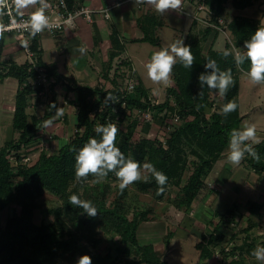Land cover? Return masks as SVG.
Instances as JSON below:
<instances>
[{"label":"trees","instance_id":"1","mask_svg":"<svg viewBox=\"0 0 264 264\" xmlns=\"http://www.w3.org/2000/svg\"><path fill=\"white\" fill-rule=\"evenodd\" d=\"M203 1L212 11L210 20L221 27L219 17L227 14L226 4L229 0ZM255 1L231 0V4L236 9L245 10L253 6ZM67 3L70 10L79 7L75 0H67ZM197 22L193 21L184 44L191 48L194 62L186 68L177 57L171 73L174 84L167 87V98L158 104L152 103L153 98L140 82L132 93L122 91L116 81L111 88L77 84L71 79L65 84L56 65L43 62L41 36L31 35V49L35 53L37 65L44 67L57 79L56 84L52 85L53 96L41 116L28 111L33 94L43 89L42 86L30 83L38 71L29 61L18 64L2 60L4 35L0 37V81L13 77L20 82L13 117V129L18 137L6 141L0 147V212L8 210L5 223H0V264H78L84 255L90 257L91 264H170L162 250L154 244L140 243L138 229L147 220L144 212L130 218L122 196L108 202V184H100L90 199L86 196L89 188L87 182L99 177L118 180L116 172L120 165L112 171L105 169L107 176L89 174L77 179L75 158L90 137L96 138L98 142L102 139L103 134L95 130L97 125L116 124L119 129L116 146L123 152L124 162L133 159L138 162L139 169L152 165L156 172L167 176L165 184L159 185L153 170L149 168L148 176L134 182L135 186L142 191H152L157 199L164 198L170 185L181 186L182 195L178 206L184 204L188 211L192 208L205 188L206 179L215 163L229 148L231 131L242 130L245 115L241 114L239 105L240 71L248 72L250 61L245 59L242 64H237L234 48L239 49L241 55L246 53L245 42L251 39L258 27L264 26L249 17L234 16L228 23L234 35L233 44L228 42L225 49L218 50L215 42L220 29L205 25L198 34L194 32ZM212 32L213 42L208 51L204 52V40ZM144 39L157 44L152 38ZM225 51L229 52L227 57L224 56ZM209 60L216 61L217 76L221 72L231 71L233 84L223 96L218 88H211L206 81L199 79L201 75L212 74L213 69L206 67ZM59 83L64 84L68 92L77 93L76 130L57 153L43 150L36 161H26L24 150L33 145L32 142L49 124L48 121L52 122L59 116L60 106L56 93ZM230 100L237 103V110L224 116L221 110ZM149 108L155 113V120L159 121L161 128L167 120L175 115L180 116L181 123L168 132L165 142L159 137L134 138L139 117L133 116V112L147 111ZM209 108H214L210 114ZM164 110L167 113L161 117L159 114ZM126 118H129L130 123H127L128 128L124 131L121 125ZM147 123L148 131L151 122ZM245 143L252 145L260 161L256 162L247 153L244 160L256 172L264 174V141L259 144L251 141ZM186 171H190V174L184 181ZM46 192L57 196L60 204L46 209L52 220L37 223L36 211L42 208L41 198ZM73 194L81 200L91 201L97 210L96 215L90 216L82 207L73 205L69 200ZM247 206L252 214L257 213L261 207L255 202H248ZM234 211L229 209L225 214H220L219 223L203 235L196 247L202 257L212 258L218 251L224 264H264L253 255L258 248L264 247L262 242H256V236L242 243L233 240L237 235L227 240L223 228L227 216H233ZM171 228L170 225L165 235V244L173 235ZM251 229L249 227L248 231ZM101 231L111 235L105 252L99 250L103 240ZM236 253L238 257L234 256Z\"/></svg>","mask_w":264,"mask_h":264},{"label":"crops","instance_id":"2","mask_svg":"<svg viewBox=\"0 0 264 264\" xmlns=\"http://www.w3.org/2000/svg\"><path fill=\"white\" fill-rule=\"evenodd\" d=\"M44 2L45 0H37V3L28 5L26 8L19 9L18 11L32 15L42 8ZM75 2L78 6H86L95 10L92 13V18L87 19L84 16H78L71 24L66 25L56 35H51L48 32L43 33L40 37L43 62L48 65H56L57 71L63 75L64 79H71V81L77 84L93 87L104 86L106 88L113 87L115 81L120 84L117 73L121 69V63L129 64L136 70L139 82L148 90L149 96L153 99L158 98L160 100L157 94L154 95L151 93V89L153 88L149 86L148 81H152L148 78L147 71L145 75L139 72L135 59L137 58L145 66L151 60L154 52L161 49H168L171 52V45L167 46V44H162L161 33L168 38V43L173 44L180 41L181 45L184 46V41L187 39V35L193 24L191 17L172 9H167L163 13L157 12L153 5L147 3V0L144 3L138 0H125L115 6L113 5L115 0H75ZM111 6H113L111 9V17L107 18L102 10ZM1 20L2 14L0 6ZM144 37L152 38L157 44L152 43L150 40H145ZM142 44H150L153 46L150 54L146 58L141 57L138 52L136 54L132 50L134 46L140 50ZM81 49H84V51H81ZM2 60L18 64H23L28 60L23 44L19 41L16 34L4 35ZM173 84L172 76H170V83L165 89ZM19 87L20 82L13 77H7L0 81V106L2 105L3 107L4 105L2 113L6 112L5 107L12 109L14 112L15 101L13 104V93L15 92L16 100V93ZM9 88L14 89L12 94H7ZM56 93L60 109L62 106L61 111L63 117L59 115L58 118L47 125L53 126V128L48 130L50 133H55L61 138L70 131L69 125L62 124V121L67 119L70 121V116L75 113L73 107H76L77 93L75 91L68 92L67 87L62 83L56 86ZM62 100H64L66 105H62ZM36 115L41 116L42 114H38L37 112ZM4 117L0 114V127ZM60 117L62 121L58 120ZM76 123L77 117L73 125H76ZM158 125V122H154L151 123L150 127ZM259 127L264 128V123L259 124ZM48 131H40L39 139L36 142L40 143L35 144V146H38L45 140L46 134L49 133ZM258 137H260L261 141H264V131ZM229 151L230 147L215 163L206 179V186L201 191L203 193L199 194L193 205L199 202V207H204L205 198H210L212 200L210 203L214 204L221 195V188L224 189V194L235 190L237 194L235 192L234 194H236L237 199L229 207L227 206L228 208L223 209V211L215 210V215L208 221L182 212L179 219L175 221L177 225L173 224L174 226L172 227L173 240L180 238L183 240L190 239L192 234L197 239L195 248L197 249L198 256L192 258V264H224L223 258L217 255L218 251L212 258L202 257L201 251L196 247V244L204 234L213 230L219 223L221 218L220 214H225L229 209H235V211L233 216H227L228 220L223 228L227 240H231L233 235H237L235 227L239 225L237 221L239 215L242 216L243 214V219H246L247 223L242 229L239 228L240 232L242 234L244 233L240 242L249 241L251 237L256 236V242L258 244L261 242L264 244V174L256 172L245 160L240 165L231 164L227 159ZM209 182L216 183L218 189H210L208 187ZM226 186L227 189L225 188ZM219 202L222 203L223 198H220ZM248 202L260 204L259 211L252 214L247 206ZM229 219H232V221L229 222ZM142 226L143 228H141ZM169 226L170 220L157 219L156 222L144 221L139 226L138 239L142 244H154L160 238L162 239L163 233L168 231ZM249 227H252V229L248 231ZM164 228L166 232H164ZM142 238L148 242H143L141 240ZM173 240L164 244L163 248L166 250L164 258L168 251L169 253L174 251V247H172ZM157 244H154L155 247L161 250L162 247L157 246ZM166 245L168 249H166ZM261 261L264 263V260Z\"/></svg>","mask_w":264,"mask_h":264},{"label":"rangeland","instance_id":"3","mask_svg":"<svg viewBox=\"0 0 264 264\" xmlns=\"http://www.w3.org/2000/svg\"><path fill=\"white\" fill-rule=\"evenodd\" d=\"M227 6V14L222 16V26L220 29V33L217 36V40L215 42V48L218 50H222L226 48V44H228V42H230V44H233L234 41V35L232 34L231 30L228 28V23L232 20V18L234 16L237 15H243L246 17H249L251 19H253L254 21L258 22V23H262L264 24V0H257L255 1L254 5L249 7L248 9L245 10H241V9H236L232 6L231 4V0L228 1V3L226 4ZM204 16V14H203ZM191 17V16H190ZM192 21H194V19L191 17ZM201 23L197 22L195 28H194V32L198 33L203 29V26H205L206 24L202 21H200ZM227 25V27H226ZM167 35V34H166ZM213 37H214V32H212L211 35H209L207 37V39L204 40V52H207L208 49L210 48L212 42H213ZM161 38H162V44L163 45H172V43H168L169 40L168 38H166L164 36L163 33H161ZM168 40V41H167ZM186 41V40H185ZM184 41V42H185ZM183 44V43H182ZM185 44V43H184ZM183 44V45H184ZM153 46H151L150 44H142V46L140 47V50H138V48L136 46L133 47V52H138V54L141 55V57L146 58L148 57V55L150 54V51L152 49ZM171 54V52H169ZM175 56V54H172ZM136 65L138 67V70L140 73L144 74L146 73V69L145 66L136 58L135 59ZM117 68V67H116ZM116 70V69H115ZM248 72L246 71H240V90H239V105H240V111L241 114L246 115L245 120L243 121V123L247 122L250 124H255L256 128H257V136H260L262 131H264V128L259 127V124H263L264 123V83L258 84V85H254L251 83L248 75ZM13 80V79H12ZM148 84L151 88V93L154 95H158L160 100L158 98H156L158 101L163 102L166 98H167V88L165 89L166 85L164 84H156L153 82L148 81ZM7 88V85H6ZM12 92H14V89H8L7 94H12ZM13 104L15 101V92L13 93ZM9 101V100H8ZM12 103V102H10ZM62 105H66L64 103V100L61 101ZM173 104V103H172ZM2 105L0 106V114H2V116L5 117L3 118V121L1 123V127H0V147L3 146V144L8 141L11 140L12 138L18 137V133L14 131L13 129V124H12V120H13V110L10 108L5 107L6 112L2 113V110L4 109V105L1 109ZM44 106H39V105H33L31 103V105L28 107V111L29 113H34V114H42L45 111ZM61 110H62V106H61ZM5 111V110H4ZM73 111L75 112L72 116H70V121L69 119L67 120H63L60 117L58 120L62 121V124L66 125L68 124L70 127V131L68 133H66V135L64 137H61L59 135H56L55 133H50L48 130H50L51 128H53L52 125L48 126L46 125L45 128L43 130L48 131L49 133L46 134L45 136V140L39 144L38 146H35L37 140L39 139V135L35 138V140L32 142L33 145L28 146L24 151L27 154V156L29 157V162H33L36 161L37 158L39 157L40 153L45 150L48 153H57L59 151V148L64 145L65 143L68 142V140L70 139V137L73 135L74 131L76 130L74 122L76 121V117H77V108L73 107ZM212 111H214V108H209L208 109V113H212ZM152 112V111H151ZM166 110L160 112V116L163 117L166 114ZM133 116H137L138 118V126H136L135 128V133H134V138L135 139H139L141 137L147 136L148 138L151 139H155L156 137H159L162 133V128L160 127V123L158 126H152L148 128V131L146 130V127L149 123L148 120L144 119V112H138V111H134L133 112ZM139 114V115H138ZM62 116V115H61ZM152 116L154 117L153 121H150L151 123H157L156 119V115L155 113L152 112ZM63 117V116H62ZM248 118V120H247ZM130 123L129 118H126L125 122L121 125V129L126 131L128 126L127 123ZM150 123V125H151ZM242 123V124H243ZM261 126V125H260ZM262 129V130H261ZM193 158V157H192ZM140 171V178L141 179H145L148 174L150 173V169L143 167L139 169ZM190 174V171H186L185 175H184V181H186V179L188 178ZM237 177H239V175H237ZM99 181V183H93V181L87 182L89 184V188L88 191H86V196L88 197V199H90L92 197V194L98 190L100 184L105 185L108 184L109 185V189H108V193H107V199L108 202L113 201L114 199L122 196L125 202V209L127 210V213L129 215L130 218H133V216L136 213H142L144 212L145 216H147V220L145 221H153L156 222L157 219H162V220H170V225L173 227L176 224V220L179 219L180 214L183 213H188L190 216H193L195 218H202L205 219V221L210 220L214 215H215V210L218 211H223V209L228 208L236 199V191H232L228 194H224V189L221 188L220 191V198H223V202L220 203V198L218 197L217 201L212 204L210 203L212 200L209 199H204V207H199V202H196L195 205H192V207L195 208L196 213L194 215L190 214V210L188 211L186 206L183 205H179L178 206V202H180V198L182 195L181 192V186H176V185H170L168 191L166 192L165 196L163 199H157L155 197V195L153 194L152 191H142L140 189H138L134 183L130 184L129 186H127L125 189L121 190L119 188V179H106L104 177H99L97 178L95 181ZM210 186V189H218V185L216 183H212L209 182L208 183V187ZM214 187V188H212ZM227 189V186L225 187ZM234 192L236 194H234ZM203 193V192H201ZM200 193V194H201ZM214 195V194H212ZM225 195V196H224ZM211 197V196H209ZM41 201L43 202L42 204V208L38 209L36 211V216H35V221L37 223H41L42 221H49L52 220V216L51 215H47L46 213V209L51 208V207H55L57 205L60 204V199L49 193L46 192L44 193V195L41 198ZM228 206V207H227ZM7 213L8 210H4L2 212H0V223L4 224L6 217H7ZM238 227H235L237 230V237L233 240H235V243H241V238L243 237L242 232H240L239 228L242 229L243 227H245L244 225H246V219H243V214L242 216L239 215L238 217ZM143 228V226L141 227ZM164 232H166V229H163ZM172 230V228H171ZM239 231V232H238ZM168 232V231H167ZM163 233V237L162 239L160 238L159 241H156L157 246L162 247V253L165 254V249L164 247V240H165V235L167 234ZM101 237L103 238L101 244L99 245V250L102 252H105L106 249L108 248V245L110 243V239H111V235L106 234L104 232H100ZM171 237V238H170ZM170 240H173L172 236H170ZM143 242H148L146 241L144 238L141 239ZM169 240V241H170ZM196 238L193 236V234L191 235L190 239H177V240H173V245L172 247H174V251H172L171 253H167V255L165 256V258L168 260V262L170 264H192V258H195L198 256V252L197 249L195 248V242H196ZM154 243V244H156ZM231 245V244H230ZM229 245V246H230ZM167 246V245H166ZM168 249V246L167 248ZM170 249V247H169ZM219 249V248H218ZM172 250V249H171Z\"/></svg>","mask_w":264,"mask_h":264},{"label":"clouds","instance_id":"4","mask_svg":"<svg viewBox=\"0 0 264 264\" xmlns=\"http://www.w3.org/2000/svg\"><path fill=\"white\" fill-rule=\"evenodd\" d=\"M5 3V0H0V6ZM16 8H26L28 5L37 3V0H14ZM147 3L153 5L157 12L163 13L167 9L176 10L181 8L182 0H147ZM49 26L48 18L44 15L43 8L37 10L31 17V32L35 36L42 31L43 28ZM4 31L0 25V34ZM246 53L241 55L236 53L235 59L237 64H242L245 59L250 61V69L247 73L250 81L254 85L264 83V26L258 27L251 39L244 44ZM84 51V49H81ZM171 53L168 49H161L152 54L151 60L146 63L147 76L156 84L168 85L170 83V76L173 66L176 64L175 57H179L183 62L184 67H190L195 57L192 54L191 48L182 46L180 41L173 43L170 46ZM229 52L225 51L224 56L227 57ZM207 68H212L213 72L210 75H201L199 79L206 81L209 87L218 88L220 95L223 96L230 85L233 84L231 71L221 72L219 76L216 75V61L209 60ZM237 103L230 100L222 108V115L227 116L237 110ZM62 111L58 115H62ZM47 123H51L48 121ZM97 132L102 133V139L98 142L96 138L90 137L89 140L79 150L75 160V177H87L89 174L100 176H107V171H112L120 165L116 176L119 179V188L125 189L130 184L140 179L139 164L133 159L124 162L123 152L116 146V137L119 129L116 124L109 123L105 125H97ZM246 141H251L253 144L261 142L260 137L257 136V128L255 124L243 123L242 130L233 129L230 133L229 147L230 151L227 156L228 161L233 165H240L245 158V153L250 155L256 162L260 161L258 153L253 149L251 144H246ZM243 145V147H241ZM146 168L153 170L159 185L165 184L167 176L161 172H156L152 165H145ZM107 171H104V170ZM99 183V181H93ZM163 189L161 188L160 191ZM73 205L82 207L90 216L96 215V208L91 201L81 200L78 195L73 194L69 197ZM253 255L258 260H264V249H257ZM78 264H91L89 256H82Z\"/></svg>","mask_w":264,"mask_h":264},{"label":"built area","instance_id":"5","mask_svg":"<svg viewBox=\"0 0 264 264\" xmlns=\"http://www.w3.org/2000/svg\"><path fill=\"white\" fill-rule=\"evenodd\" d=\"M125 0H115L113 5H118ZM141 3H144L146 0H138ZM113 6L102 10L107 18L111 17V9ZM44 15L48 18L49 26L45 27L37 33L36 35H43V33L48 32L51 35H56L61 32L66 25L71 24L76 17L84 16L87 19L92 18V13L95 10L86 6H79L74 10L68 8L67 0H45L44 5L42 6ZM176 11L183 14L191 16L194 21L204 22L206 25L214 26L218 29H221L220 26L213 23L210 19L212 16V11L209 6L203 0H182V6ZM2 20L0 25L3 26L4 31L0 34L2 37L5 34H16L19 38V41L23 44L25 53L27 54L28 60L38 71L36 77L30 79V83L34 86H42L43 89L39 92H35L30 100L33 105H39L47 107L48 102L53 96L52 85L56 84L57 79L55 76L49 74L44 67H40L36 63V56L34 51L31 49V17L32 15L18 11L14 0H5V3L1 6ZM204 14V16H203ZM219 22L222 23V17H219ZM235 52H241L239 49L234 48ZM121 69L119 73V83L121 89L124 92L132 93L135 91L136 87L139 84V79L136 74V70L129 64L121 63ZM68 79H64V83L67 84ZM160 101L157 99H152L153 104H158ZM61 111V109H60ZM138 111V110H134ZM144 112V119L148 121H153L154 117L152 116L151 109L147 111H138ZM169 123V124H168ZM181 123L179 115H175L172 119L166 121V124L162 128V133L159 136V139L165 142L167 134L169 131L173 130L176 126ZM24 156L25 153H23ZM25 160H29V157L26 156ZM210 187V186H209ZM214 188V187H212ZM217 189V188H216ZM196 213L195 208L190 209V214L194 215ZM229 248H227L228 250ZM217 255L222 258L221 254L218 252ZM238 257L236 253L234 255Z\"/></svg>","mask_w":264,"mask_h":264}]
</instances>
